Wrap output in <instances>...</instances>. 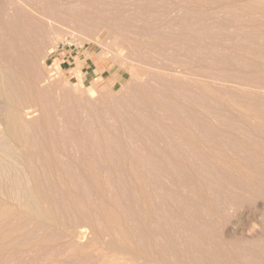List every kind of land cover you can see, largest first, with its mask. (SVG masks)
<instances>
[{
	"label": "rangeland",
	"instance_id": "rangeland-1",
	"mask_svg": "<svg viewBox=\"0 0 264 264\" xmlns=\"http://www.w3.org/2000/svg\"><path fill=\"white\" fill-rule=\"evenodd\" d=\"M0 63L58 222L0 264H264V0H0Z\"/></svg>",
	"mask_w": 264,
	"mask_h": 264
},
{
	"label": "bare ground",
	"instance_id": "bare-ground-1",
	"mask_svg": "<svg viewBox=\"0 0 264 264\" xmlns=\"http://www.w3.org/2000/svg\"><path fill=\"white\" fill-rule=\"evenodd\" d=\"M26 89L22 78L0 63V221L26 216L35 227L57 225L33 170L32 148L48 171L51 158L23 114L22 105L28 101ZM28 232L26 226L18 225L0 234V257L14 247L24 248Z\"/></svg>",
	"mask_w": 264,
	"mask_h": 264
}]
</instances>
